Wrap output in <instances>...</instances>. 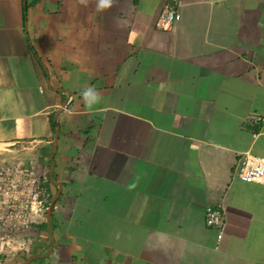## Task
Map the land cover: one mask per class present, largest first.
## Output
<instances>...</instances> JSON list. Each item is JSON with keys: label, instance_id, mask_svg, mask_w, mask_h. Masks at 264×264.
Returning a JSON list of instances; mask_svg holds the SVG:
<instances>
[{"label": "crops", "instance_id": "obj_1", "mask_svg": "<svg viewBox=\"0 0 264 264\" xmlns=\"http://www.w3.org/2000/svg\"><path fill=\"white\" fill-rule=\"evenodd\" d=\"M0 148L48 200L4 264H264V0H0Z\"/></svg>", "mask_w": 264, "mask_h": 264}, {"label": "built area", "instance_id": "obj_2", "mask_svg": "<svg viewBox=\"0 0 264 264\" xmlns=\"http://www.w3.org/2000/svg\"><path fill=\"white\" fill-rule=\"evenodd\" d=\"M180 17L174 2H166L159 12L156 26L159 29H168ZM261 122L262 116L253 113L248 116L245 124L254 131ZM238 161L235 165V173L239 179L264 185V157L243 152ZM42 196L41 180L37 176L36 167L33 163L13 161L0 167V229L5 232L0 234V240H5L9 236H6L7 234H14L16 230L6 231L11 227L15 229L12 225L14 221H18L20 218L26 219L29 212H37L38 206L42 208ZM17 206L21 208L19 211H16ZM205 225L218 229L217 237L221 238L224 227L221 205L206 208Z\"/></svg>", "mask_w": 264, "mask_h": 264}, {"label": "rangeland", "instance_id": "obj_3", "mask_svg": "<svg viewBox=\"0 0 264 264\" xmlns=\"http://www.w3.org/2000/svg\"><path fill=\"white\" fill-rule=\"evenodd\" d=\"M6 151L3 148H0V167L4 166L7 162L12 163L13 161H16L14 159H11L12 157H10L8 155V153H6ZM10 157V158H9ZM48 203V200L44 201V206H46ZM43 208V207H42ZM24 219L20 218L18 221H14V223H12V225H14L15 229H13L12 227L10 229H5L7 232H12L15 231L14 234H9L8 237L5 238V240H0V244L1 243H6L7 241H11L7 246L6 244H3V246L0 247V264H4V260L5 258H8L11 254H13L14 252H17L18 249L23 248L26 244V242L28 243L29 240H27V236L29 239V234L32 231L31 227L32 225L35 223H29V216L27 217V223H25L24 221H22ZM3 228V227H2ZM5 233L3 229H0V234ZM10 246H12L10 248Z\"/></svg>", "mask_w": 264, "mask_h": 264}, {"label": "clouds", "instance_id": "obj_4", "mask_svg": "<svg viewBox=\"0 0 264 264\" xmlns=\"http://www.w3.org/2000/svg\"><path fill=\"white\" fill-rule=\"evenodd\" d=\"M79 2L86 6L88 3V0H79ZM113 3H114V0H97V10L108 9L112 7ZM82 95L84 96L89 109H91L94 104L99 103L102 99L100 93L93 86L87 87L83 91Z\"/></svg>", "mask_w": 264, "mask_h": 264}]
</instances>
